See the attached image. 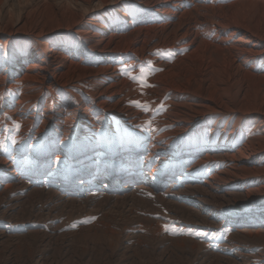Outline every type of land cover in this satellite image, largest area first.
<instances>
[{"label":"bare ground","instance_id":"obj_1","mask_svg":"<svg viewBox=\"0 0 264 264\" xmlns=\"http://www.w3.org/2000/svg\"><path fill=\"white\" fill-rule=\"evenodd\" d=\"M220 1L38 0L37 14L19 11L13 22L11 13L0 19V125L16 123L0 129V217L20 222L24 202L40 200L28 220H69L76 205L77 212H90L109 198L147 204L151 193L180 218L209 222L214 204L240 199L251 211L226 212L220 224L230 221L238 225L236 239L264 246V114L205 99L226 81L235 88L234 99L246 79L264 81L263 38L238 18L264 1ZM213 117L224 126L210 131L206 144L212 148L191 154L183 135ZM140 127L145 132L137 140L121 144V131ZM217 161L225 164L220 170L206 166ZM166 195L191 199L168 203ZM138 218L151 233L135 237L161 241L158 224ZM102 219L77 237L88 240L81 257L92 256L93 246L104 264L116 252L107 253L99 241L106 232ZM67 237L36 231L18 239L51 247L61 238L72 248ZM7 239L0 234V243ZM157 249L161 264L177 251L232 262L203 256V246L190 239ZM45 252L38 251V264L47 260Z\"/></svg>","mask_w":264,"mask_h":264},{"label":"rangeland","instance_id":"obj_2","mask_svg":"<svg viewBox=\"0 0 264 264\" xmlns=\"http://www.w3.org/2000/svg\"><path fill=\"white\" fill-rule=\"evenodd\" d=\"M233 1L235 0H221L220 2L231 4ZM48 3L56 5L57 0H49ZM39 6L38 0H0V19H4L5 15L11 13L13 16L9 18L6 16V18L13 22L17 19L19 11L20 13H27L30 11L36 13L40 10V8H37ZM240 13L238 18L241 19L239 20L244 25L245 29L251 33L254 32L258 34L264 39V3L254 6L252 9L241 11ZM263 39L261 40L264 42ZM243 76L242 79H246L245 76ZM259 81L253 82L247 79L243 81L240 86L244 85V90L242 89L238 99H234V96L232 97L230 95L231 89L235 91V88L227 81L226 83L223 82L224 86H220V89L208 92L205 99L215 106L221 105V103L229 106L248 105L250 108L255 107L259 109V111L264 114V81ZM225 94L227 96H224ZM231 94H233V92H231ZM227 116L228 115H226V117L222 116V118H227ZM215 118L216 117H213L210 121L195 123L192 125L190 131L183 135L184 138L189 137L188 144L190 145L189 152L191 151V154L205 153L206 148L209 146H207L206 142H210L211 132L214 129L218 130L223 128L224 125L222 120ZM12 126L16 127V123L13 125L10 123L9 125L3 123L0 125V129H2V131L8 130V128L11 130ZM17 129V132H19L20 127L17 126ZM117 129L120 131L118 125ZM143 129V127H140V131L129 129L121 131V144L125 145L137 140L136 138L141 134L140 132H145V129ZM237 140L241 139L237 138ZM212 143H214V141ZM110 144L111 143H106V146H110ZM209 147L212 148V145ZM183 151L187 150L184 149ZM210 164H212V166L216 165L215 167H218V170L222 169L225 165L223 163L222 166V162L217 161V163H207L206 166L208 167ZM207 167L205 168V165L203 166L204 169H207ZM252 179L255 182L260 180V177ZM229 190L232 191L233 189ZM220 192L221 191H219V194ZM157 195L151 193L147 194L144 198L148 200V203L144 204V202L138 201L134 204L135 206H129L130 203L125 204L124 202H117L109 198L101 207L91 208L90 212H86V210L83 211V209L80 210L81 212H77L78 206L76 205L75 209L71 210L72 212L68 211V213L71 212L69 213V220H66V216L42 221L33 219L28 220L33 204L38 205V208H40L42 201L35 200L32 204L28 202L29 200H26L23 205V213L20 222L16 223L8 218L4 217L3 219L0 217V234L10 237L6 242L0 243V264H38V251L40 250L46 251L45 255L47 260L44 264H101L97 258L99 249H95L93 246L89 247L92 256L87 255L84 256L85 258L81 257V254L87 250L88 240L82 239L80 236H78V238L77 235L81 234L80 231L83 229L99 224L102 217H105V220H102L105 222L106 232L99 241L106 246L107 253L113 250L116 252L113 259L109 261L105 260L104 264H161L159 263V256L162 252L158 250L157 247L164 248V246L166 247L179 239H190L201 244L203 246L201 252L203 256H206L204 253L220 255L223 258L232 259V264H264V246L262 244H254V242L250 240L244 241L238 238L236 239L234 235L238 232V225L234 227L230 226V221L220 224L226 212L229 213V211H231V213L245 214L251 211V207L243 203L242 200L237 199L234 201L235 203H232V200H227V202L223 201L225 204L224 206L214 204V206L211 207L214 218L210 219L209 222H189L180 218L178 216V211L176 212L171 206L162 202ZM12 196L14 195L12 194L11 197ZM190 197L191 196L186 195H166L165 199H168V203L171 202L169 200H173L175 203L184 204V200L189 202L191 199ZM230 202L231 204H229ZM2 207L6 208L7 205H3ZM88 208L90 209V207ZM236 214L234 216H236ZM138 217L145 218L156 225L158 224L159 229L157 228V231L161 238V241H159L160 243L153 242L152 240L150 242L146 237L138 239L135 237V235L138 234L149 235V233H151L150 226L147 223L140 222ZM134 228H136L137 231H133L132 229ZM239 230L245 231L243 228H239ZM253 230L259 231L262 229L253 228ZM36 231L50 235L66 234L68 235L67 238L72 241L70 242V246L73 247L67 248L66 243L62 244L61 238L58 244L51 247H44L42 245L34 247L33 241L30 242V240H27L20 242L18 239L19 237L26 236ZM94 242L93 240V243ZM127 242L130 244L140 242L141 245L139 247L135 246L129 253H126L120 250V247H126L128 245ZM188 253L187 251L186 253L177 251L167 263L163 262L162 264H218L214 261L215 259L210 257L208 258L206 256V259H204V257L190 256Z\"/></svg>","mask_w":264,"mask_h":264}]
</instances>
